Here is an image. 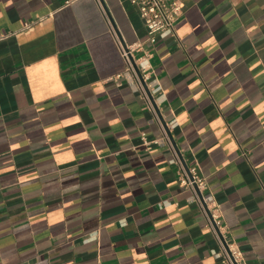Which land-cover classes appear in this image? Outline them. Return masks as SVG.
Instances as JSON below:
<instances>
[{
    "label": "crops",
    "instance_id": "crops-1",
    "mask_svg": "<svg viewBox=\"0 0 264 264\" xmlns=\"http://www.w3.org/2000/svg\"><path fill=\"white\" fill-rule=\"evenodd\" d=\"M65 1L0 0V264H222L173 151L146 144L162 123L264 264V0H179L150 61L160 121L110 81L117 37L147 39L131 0Z\"/></svg>",
    "mask_w": 264,
    "mask_h": 264
},
{
    "label": "built area",
    "instance_id": "built-area-1",
    "mask_svg": "<svg viewBox=\"0 0 264 264\" xmlns=\"http://www.w3.org/2000/svg\"><path fill=\"white\" fill-rule=\"evenodd\" d=\"M73 0H66L69 3ZM146 27V41L124 43L117 37L122 57L126 63L124 73L116 75L110 81L121 85L123 79L139 91L146 102V108L153 115V120L160 121L158 105L163 100L162 89L158 79L153 76L151 58L156 43L167 36L175 35L177 21L183 11L184 3L179 0H131ZM147 44V45H146ZM141 51L142 55L136 53ZM171 126V123H170ZM162 134L146 144H160L173 151L172 161L178 165L180 184L191 191V201L196 203L206 217L208 227L219 238L222 250L218 253L222 264H247L241 249L227 239V229L217 209L214 197L207 191L206 180L199 170L198 164H186L179 149L172 143L169 125L162 123Z\"/></svg>",
    "mask_w": 264,
    "mask_h": 264
}]
</instances>
